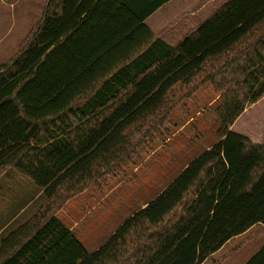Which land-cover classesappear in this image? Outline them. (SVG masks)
<instances>
[{
	"label": "trees",
	"instance_id": "1",
	"mask_svg": "<svg viewBox=\"0 0 264 264\" xmlns=\"http://www.w3.org/2000/svg\"><path fill=\"white\" fill-rule=\"evenodd\" d=\"M166 1L47 0L29 41L0 65V176L13 169L44 199L0 241V264H202L264 227V144L230 130L264 96V0H229L176 48L143 25ZM109 4L120 32L101 20ZM127 41L148 51L124 55ZM205 83L219 97L217 142L86 252L57 211L132 161ZM247 264H264V246Z\"/></svg>",
	"mask_w": 264,
	"mask_h": 264
},
{
	"label": "rangeland",
	"instance_id": "2",
	"mask_svg": "<svg viewBox=\"0 0 264 264\" xmlns=\"http://www.w3.org/2000/svg\"><path fill=\"white\" fill-rule=\"evenodd\" d=\"M46 2L0 0V65L11 61L20 45L29 41L43 17ZM218 104V95L207 83L182 97L180 102H175L165 126L152 135L151 141L145 142L142 152L121 165L112 177L90 185L69 199L56 215L88 247L98 245L124 219L165 188L185 164L217 142L218 123L214 111ZM230 130L253 143L264 144V96L246 106ZM0 196L2 217L23 208L9 229L30 214L33 216L44 202L41 191L32 181L22 178L13 169L0 176Z\"/></svg>",
	"mask_w": 264,
	"mask_h": 264
},
{
	"label": "crops",
	"instance_id": "3",
	"mask_svg": "<svg viewBox=\"0 0 264 264\" xmlns=\"http://www.w3.org/2000/svg\"><path fill=\"white\" fill-rule=\"evenodd\" d=\"M228 1L229 0H168L164 4L159 6L154 12L149 14L143 21V25L147 29V31L151 35H153L152 41L157 40L170 48H176L181 42H183L194 31H196L198 27L203 25L220 7H222ZM116 7H118L116 4H109L106 7L105 17L101 20L105 22L111 29L116 30V32H120L118 26L115 25L112 20L110 21V16L113 15L114 9ZM142 9L143 7L141 8V10ZM141 36V39H146L148 35L147 33L142 32ZM126 43L128 47L124 48V55L127 53H131V57H142L148 51V46L143 42L134 44L132 42L127 41ZM151 51H154V49ZM157 52L159 51L157 50ZM185 165L177 172V174L172 178V180L180 173V171L185 167ZM163 190L164 188L160 192H158L155 197L159 195ZM151 200H149L148 202H150ZM13 202L16 203L17 201L13 200ZM25 202L26 201H24L23 203ZM148 202H146V204ZM146 204H144L141 208H138V210L144 208ZM13 206L14 205H11V207ZM22 210L23 208H19L18 210L13 211L10 214L8 212L7 214H5L4 217L0 215V241L8 233L12 232L31 218L32 214H30V216L26 217L24 220H20L17 224L14 225L12 229H9L10 224L13 223V220L17 217H20V214H22ZM135 212H133L132 214H134ZM130 216H128L126 219H128ZM56 218L69 230L73 237L81 244V246L88 253H93L99 247H101L116 231V229L126 220L124 219L120 223V225L114 230V232H111V234H109L105 238V240H100L98 245L94 247H88L80 239V237H78L76 232H74L71 227L65 224L60 217L56 215ZM263 246L264 227L261 224H256L249 228L243 234L228 240L218 251L213 253L202 264H212L213 261L222 259L235 248H237L236 252L223 259L220 264H247L262 249Z\"/></svg>",
	"mask_w": 264,
	"mask_h": 264
}]
</instances>
